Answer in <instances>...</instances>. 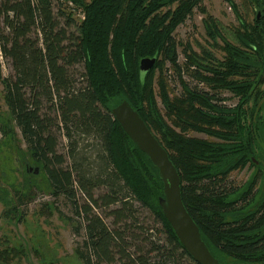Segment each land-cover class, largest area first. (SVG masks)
Returning <instances> with one entry per match:
<instances>
[{
	"label": "trees",
	"instance_id": "16d2710c",
	"mask_svg": "<svg viewBox=\"0 0 264 264\" xmlns=\"http://www.w3.org/2000/svg\"><path fill=\"white\" fill-rule=\"evenodd\" d=\"M68 2L0 0V80L29 156L45 172L52 194L67 197L83 222L85 243L79 253L84 263L200 264L162 212L158 168L112 114L128 100L150 129L161 134L164 147L178 152L168 150L181 175L184 203L213 255L222 264H264V205L238 219L226 218L233 205L228 207L222 197L237 188L224 189L226 179L219 176L245 159L252 162L239 110L247 99L253 58L244 59L239 51L235 61L220 66L224 70L188 59L193 77L214 83L217 92L228 89L240 96L236 109L218 105L215 94L186 82L183 99L169 100L163 90L169 114L182 129L205 131L225 141L190 140L166 125L147 85L160 54L181 71L172 32L196 0L184 1L173 13L159 11L168 0H91L84 23L76 20ZM263 19L264 14L256 16L254 34L244 39L258 57L264 51L263 42L258 43ZM144 57L156 61L141 83L139 63ZM203 68L214 73L212 80ZM236 75L246 80L238 82L232 78ZM210 163L214 170L206 172ZM141 208L155 224L142 217Z\"/></svg>",
	"mask_w": 264,
	"mask_h": 264
},
{
	"label": "rangeland",
	"instance_id": "374dc122",
	"mask_svg": "<svg viewBox=\"0 0 264 264\" xmlns=\"http://www.w3.org/2000/svg\"><path fill=\"white\" fill-rule=\"evenodd\" d=\"M168 1L160 12L173 13L186 0ZM252 1L257 9L252 6L251 0H196L197 4L191 8L187 18L172 32L175 58L181 71L178 72L173 62L160 54L158 66L147 85L148 90L153 92L162 119L174 133L190 140L224 142L205 131L182 129L176 122V116L169 114L163 90L169 100L183 99L186 96L183 82H186L191 87L215 94L214 102L218 105L236 109L241 104L240 96L228 89L217 92L213 88L214 83L193 77L187 70L188 59H196L203 66L220 70H224L220 66L228 63L227 60L235 61L233 57L239 51L243 52L244 59L251 56L255 61L247 70L249 77L246 79L250 81L248 95L239 110L243 129L247 133L244 137L249 135L250 149L254 153L250 156L254 161L245 159L225 175L219 174L226 179L224 189L237 188L234 193L222 197L228 207L233 205L227 211L226 218L229 219H238L246 213H253V208L258 210L264 205V172L257 170L255 161L260 159L264 167V51L263 57H258L244 45V39L254 34L257 27V11L262 9L264 13V0ZM89 3L91 0H69L68 8L79 23L85 22V8ZM261 22L263 30L259 28L262 33L257 39L258 43L262 41L264 44V19ZM190 69L195 68L192 66ZM4 71L7 75L9 68L6 66ZM203 74L210 80L214 76L213 72L204 68ZM236 76L232 78L239 79L238 82L246 80V76ZM153 132L162 140L158 131L153 129ZM162 142L166 147L167 142ZM64 148L65 140H62L61 152H65ZM168 150L175 155L178 153L171 148ZM29 158L27 144L11 119L4 85L0 80V264H85L79 253L84 250L85 243L82 220L75 214L74 205L67 197L52 194L47 178L42 177L40 171L35 173L39 166ZM17 160L24 171L18 169ZM26 161L29 163L26 164ZM213 167L212 163L208 164L206 172L213 171ZM78 195L82 204L81 194ZM232 201L235 204H231ZM141 211L148 223L155 224L147 209L141 208ZM185 264H188L187 260Z\"/></svg>",
	"mask_w": 264,
	"mask_h": 264
},
{
	"label": "water",
	"instance_id": "95a60500",
	"mask_svg": "<svg viewBox=\"0 0 264 264\" xmlns=\"http://www.w3.org/2000/svg\"><path fill=\"white\" fill-rule=\"evenodd\" d=\"M260 17L261 12L258 11L257 19ZM155 61L156 58L150 57L140 60V74L146 73L144 80ZM112 114L136 146L158 168L163 182V196L159 197V203L181 244L200 264H222L204 241L197 222L184 203L181 175L168 150L128 100H123L116 105L112 109ZM38 170L39 167L36 168V172H39Z\"/></svg>",
	"mask_w": 264,
	"mask_h": 264
},
{
	"label": "flooded vegetation",
	"instance_id": "af4514ba",
	"mask_svg": "<svg viewBox=\"0 0 264 264\" xmlns=\"http://www.w3.org/2000/svg\"><path fill=\"white\" fill-rule=\"evenodd\" d=\"M251 3H252V6L255 7V9H257L256 3H255L254 1H252V0H251ZM258 11L261 12V15L264 14L263 11H262V9H260V10H258ZM258 11H257V13H258ZM16 159H17V158H16ZM30 159H32V158L30 157L29 160H30ZM26 160H27V159H26ZM252 160H253V158H252ZM253 161H254V160H253ZM255 161L257 162V166L260 165V166H259V169L261 168L262 171L264 172V167H262L261 162H260L259 160L257 161L256 159H255ZM26 162H27L26 164L29 163L28 161H26ZM33 162H34V161H33ZM34 164H35L36 166H39V165H38L37 163H35V162H34ZM16 165H17L18 169L20 168L22 171H24V170H23V167L21 168V166L19 165L18 160H17V162H16ZM39 167H40V166H39ZM27 169H28V171L32 170L31 168H27ZM40 169H41V168H39L38 171H40V174H42L41 176H42V177H46V175H44V173H43V172H44L43 169H41V170H40ZM1 170H2V169H1ZM35 173H38V172H36V169H35Z\"/></svg>",
	"mask_w": 264,
	"mask_h": 264
},
{
	"label": "clouds",
	"instance_id": "9594fccd",
	"mask_svg": "<svg viewBox=\"0 0 264 264\" xmlns=\"http://www.w3.org/2000/svg\"><path fill=\"white\" fill-rule=\"evenodd\" d=\"M145 75H146V73H143V72L140 74V81H141V83H143V80H144Z\"/></svg>",
	"mask_w": 264,
	"mask_h": 264
}]
</instances>
